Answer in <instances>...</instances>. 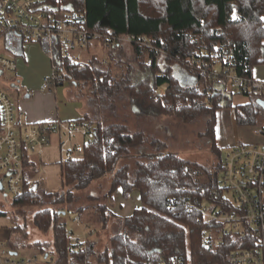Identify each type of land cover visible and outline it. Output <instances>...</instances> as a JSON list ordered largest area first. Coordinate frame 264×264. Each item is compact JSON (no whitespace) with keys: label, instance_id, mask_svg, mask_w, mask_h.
Masks as SVG:
<instances>
[{"label":"trees","instance_id":"trees-1","mask_svg":"<svg viewBox=\"0 0 264 264\" xmlns=\"http://www.w3.org/2000/svg\"><path fill=\"white\" fill-rule=\"evenodd\" d=\"M67 1L86 12L85 26L91 33L101 35L103 44L115 37L132 35L148 38L153 49L134 45L133 57L138 68L128 65L126 70L118 60L120 53L109 49L107 64L93 56L73 67L65 84L75 78L74 83L90 86L95 96L99 91L109 97L124 92L130 95L132 107L139 114L171 116L186 124L204 116L207 123L203 135L211 142L219 162L214 168H206L171 154L157 162L138 163L135 173L130 166L117 171L105 203L95 208L102 226L107 227L112 218L119 223L109 244L99 252L97 241L72 243L65 222L68 211L58 207L79 200L78 192L87 190L94 181L113 171L117 161L131 154L132 149L141 148L147 141L145 132L131 133L129 127L119 123L96 126L89 123L95 129L96 141L84 148L81 157L62 163L63 186L55 193L29 184L30 169L36 163L25 152V190L13 200V206L32 209L36 199L37 205H49L35 213L33 223L45 235L52 231L54 240L33 243L36 253L46 256L48 261L54 256L49 264H159L162 259L189 253L193 264L223 263L232 249L228 248L230 241L221 248L208 246L202 234L209 225L186 204L191 201L199 205L203 200H212L215 190L221 188L225 154L217 145L219 111L234 109L238 127L254 128L264 107L257 103L260 98L241 92L223 93L213 88L211 94L207 93L205 79L185 64L198 57L210 60L213 49L228 40L236 49L238 74L252 77L253 68L264 65V0ZM237 9L241 17L234 21L232 14ZM155 49L165 53L163 62ZM149 59L153 61L151 66L147 64ZM118 70L121 79L115 74ZM183 73L194 82L186 83ZM155 94L159 98L154 99ZM240 94L249 97L248 103L233 105L234 96ZM1 127L0 114V134ZM117 190H121L126 200L134 191L140 194L141 207L129 217L116 216L107 206L106 201ZM90 200L99 201L94 196ZM88 209L78 208V216ZM20 212L25 214L23 210ZM9 241L8 246L17 250L14 241Z\"/></svg>","mask_w":264,"mask_h":264},{"label":"built area","instance_id":"built-area-1","mask_svg":"<svg viewBox=\"0 0 264 264\" xmlns=\"http://www.w3.org/2000/svg\"><path fill=\"white\" fill-rule=\"evenodd\" d=\"M66 1L0 0V41L14 36L23 42H41L50 56L53 75L44 79L45 90L63 86L73 67L93 57L89 53L91 44L102 38L85 26L86 12L77 10ZM240 17L237 9L232 20ZM125 45L153 49L151 40L132 35L115 37L105 44V48ZM213 50L210 60L198 57L185 64L187 69L198 72L205 79L207 93L211 94L214 88L223 93L241 92L260 99L264 97V81L238 74L239 63L233 43L225 40ZM155 51L165 56L164 52ZM147 64L151 66L153 61L149 59ZM16 70L15 58L0 53V80ZM155 98H159V94H155ZM0 114V173L6 174L3 183L5 197L13 200L25 190V152L29 156L42 155L51 144V135L62 134L68 140L62 146L64 161H72L81 157L84 148L96 141L95 129L83 120L43 124L24 122L16 101L1 86ZM252 134L262 137V144L237 143L229 148L224 155L221 188L215 190L214 198L203 200L199 205L191 201L186 204L189 210L200 213L201 220L209 225L202 234L208 246L221 248L230 241L228 248L232 249L223 263L218 264H264V127L254 128ZM76 136L82 137L83 145L66 146ZM0 261L1 264H33V261L17 260L3 245L0 246ZM159 264L193 263L189 253L188 256L162 259Z\"/></svg>","mask_w":264,"mask_h":264},{"label":"rangeland","instance_id":"rangeland-1","mask_svg":"<svg viewBox=\"0 0 264 264\" xmlns=\"http://www.w3.org/2000/svg\"><path fill=\"white\" fill-rule=\"evenodd\" d=\"M13 37L9 38L11 42ZM14 41V40H13ZM4 39L0 41V51L2 54L6 55L3 51ZM25 48H31L32 62L30 67L26 70L29 76H26V84L38 86L35 74L38 75L41 72V63L47 61L49 66V74L44 77L50 78L53 75L52 63L50 56L45 52L43 43L39 42H29L27 41ZM112 49V48H111ZM109 50L105 48V44L100 41L93 42L91 44L89 53L92 56L98 58L99 61L108 63L110 54ZM113 52L120 53L119 61L123 63V67L126 70V66L132 65L136 67L134 62L133 47L130 45L121 46V48H113ZM45 57L44 61H40V55ZM164 55V54H163ZM160 55L161 62H163V56ZM8 56V55H7ZM87 57V55H86ZM16 59V58H15ZM19 59L17 62V72L13 74H7L4 78L0 80V86L4 88L10 95L12 100L15 96H12L13 91H22V81H20V70ZM26 74V75H27ZM118 79L122 78V73L118 70L115 73ZM43 79V81H44ZM73 79V78H72ZM185 82H192V80L185 76ZM75 80V78H74ZM71 83L70 91L76 94L77 97L82 98V100L87 101L90 123L93 126L102 123L103 125H110L114 123L123 124L129 127L131 133H137L140 131L145 132V137L147 141L143 144L141 148L132 149L131 154L120 158L115 164L113 171L105 174L101 179L94 181L92 186L87 190L78 192L79 200H76L73 204H63L58 207V209H64L68 211L65 217V222L68 225V230L70 233L73 232L71 236L72 242L75 244L78 240L84 241L83 234L85 233L86 240H93L98 242L97 250L99 252L104 251L105 247L110 242V237L116 231L118 226V219H111L108 222V226L104 227L98 222V214L95 208L102 203H105L104 198L108 193L112 180L117 171L122 169L124 166H130L132 173H135L138 163H153L157 162L159 159L175 154L183 159H188L196 164H201L206 168H214L218 164V156L213 153L211 149L212 145L208 138H206L203 133L206 130V118L204 116L199 117L192 124H186L181 122V120L175 117H163V116H153L150 113L139 114L136 108L132 107L130 95L121 92L116 97H109L104 91H99L96 96L94 95V90L88 85H83L82 83ZM43 84V83H42ZM15 88H18L17 90ZM54 90V88L52 89ZM16 101V100H15ZM249 97L245 95H235L233 99V105H240V103H248ZM218 126H217V145L221 150L222 154H226L234 142L245 143L250 145H261L263 138L260 136H254L252 130L256 127H264V112L254 128L238 127L234 120V110L226 108L220 110L218 113ZM79 138V136H76ZM82 141H84L82 139ZM82 146L83 142L77 144ZM5 183V181L3 182ZM62 189V188H61ZM61 189L59 191H61ZM58 191V192H59ZM67 192V190L65 191ZM1 199L4 200V206L1 212L6 213L9 219L13 220L16 227H20V230L15 232V236L21 237L25 247L20 248L17 252V260L33 261V264H49L46 263V256L38 255L35 248L32 246L35 242H51L53 243V232L50 231L46 235L41 233L36 226H34V215L37 211L46 209L49 205H37L36 203L32 209H20L13 206V199L5 197L2 192H0ZM90 196L96 197L99 201L90 200ZM110 199L106 201L108 204ZM86 206L89 207L90 217L85 215L81 217V223L83 228H78L74 223L75 217L78 216L77 209ZM24 211L25 214L20 211ZM82 230V231H81ZM84 230V232H83ZM101 233L102 239L98 238L97 234ZM100 236V237H101ZM190 241L188 240V245ZM26 244L30 245V247ZM38 257V260H35ZM54 256L49 260L51 261Z\"/></svg>","mask_w":264,"mask_h":264},{"label":"crops","instance_id":"crops-1","mask_svg":"<svg viewBox=\"0 0 264 264\" xmlns=\"http://www.w3.org/2000/svg\"><path fill=\"white\" fill-rule=\"evenodd\" d=\"M13 40H11V42L9 39L4 40L3 51L6 53L5 56L8 55L7 57H13L16 59L20 58L19 67H21V72L20 76L18 77L20 78V81H22V91H13L11 94L12 96H15L14 100H16L18 111L24 115V122L43 124L55 123L57 121L71 122L85 120L89 124L90 118L88 103L85 100L83 101L82 98H79L80 96L77 97L76 94L70 91L72 86L71 83H66L65 85L54 90L43 89V79L50 72L47 61L40 64L41 72L38 75L35 74L38 86L29 85L28 83L26 84V76H29L26 70L30 67V64L33 60V56L30 52L31 48H25L27 42H23L14 37ZM40 58V61L45 60V57L42 54L40 55ZM16 74H18V72H16ZM182 75V79H184L186 74L183 73ZM252 77L264 81V65L255 66L253 68ZM187 82L192 84L194 80H192V82ZM15 89L17 90L18 88ZM235 123L237 125L236 120ZM50 141L51 144L44 150L42 155L30 154L32 160L36 163V167L30 169L32 176L29 184H35L40 190H46L48 192L55 193L58 192L63 186L61 183V165L64 162L62 146L63 144H66L68 140L64 135L57 134L51 135ZM81 142H83L82 137H73L71 142H69L70 144H67L66 146H73L78 143L80 144ZM237 143L239 142H234L232 145ZM5 175L6 174L3 172L0 173V182L2 184L4 182ZM2 193L5 196L3 191ZM1 198L2 197L0 195V246H6L11 254L13 253L18 256L17 252L20 250V248L25 247V244H23L20 236H15V232L18 230V227L15 226L13 220L9 219L6 213L1 212L4 206V200ZM107 206L109 210H111L116 216L129 217L136 209L141 207L140 194L137 191H134L132 192L130 199L126 200L124 195H122L121 190H117L114 194V197L110 199ZM86 213L88 217L91 216L89 211ZM76 219L78 221H76ZM74 223L78 226V228H83L80 216L75 217ZM71 235H73V232ZM97 236L98 238L102 239L101 233L97 234ZM11 239L16 244L17 250L15 251L8 246V243L10 242L9 240ZM83 239L85 240L78 241L82 243L93 241L86 240L85 233L83 234ZM27 245L28 244H26V246ZM17 256L14 257L16 258ZM35 260H38V257H35ZM46 263H49V261L47 260Z\"/></svg>","mask_w":264,"mask_h":264},{"label":"water","instance_id":"water-1","mask_svg":"<svg viewBox=\"0 0 264 264\" xmlns=\"http://www.w3.org/2000/svg\"><path fill=\"white\" fill-rule=\"evenodd\" d=\"M257 103L258 104H260V105H263V107H264V101L263 100H261V99H258L257 100ZM3 188H4V185L0 182V192H2L3 191ZM12 256H17L16 254H11Z\"/></svg>","mask_w":264,"mask_h":264}]
</instances>
